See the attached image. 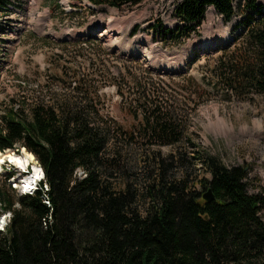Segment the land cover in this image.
Masks as SVG:
<instances>
[{"label":"trees","instance_id":"obj_1","mask_svg":"<svg viewBox=\"0 0 264 264\" xmlns=\"http://www.w3.org/2000/svg\"><path fill=\"white\" fill-rule=\"evenodd\" d=\"M144 1L89 0L118 10ZM236 1L183 0L176 10L182 25L163 36L181 44L208 7L230 22ZM239 2L264 18V0ZM6 3L0 0V9ZM253 25L231 57L222 50L210 87L264 91V20ZM85 43L91 50L98 44ZM65 77L53 82L68 94L50 92L45 99L34 92L0 114V152L24 149L44 175L35 192L18 197L17 207L0 188L2 213L11 215L0 232V264H264V203L248 193L244 168H228L194 144L187 148L174 90L129 87L128 98L136 95L139 105L131 114L136 125L127 130L102 116L95 80ZM137 140L153 155L154 178L143 190L122 178L125 152ZM164 146L171 148L164 158L150 150ZM197 163L208 179L199 178ZM208 190L210 202L202 197Z\"/></svg>","mask_w":264,"mask_h":264},{"label":"rangeland","instance_id":"obj_2","mask_svg":"<svg viewBox=\"0 0 264 264\" xmlns=\"http://www.w3.org/2000/svg\"><path fill=\"white\" fill-rule=\"evenodd\" d=\"M12 1V16L0 14V23L6 24L0 32V114L14 100H28L34 92L45 99L50 92L68 94L67 87L53 79L76 74L95 80L102 116L132 130L136 119L131 114L139 103L135 102L136 95L128 98L129 87L137 83L174 90L185 139L190 140L187 148L192 150L194 144L197 152L220 160L228 168H244L248 193L264 203V91H235L208 85L210 72L222 50L231 57L240 49L248 25L254 26L253 23L264 18L239 0L234 2L235 14L227 23L213 7H208L201 24L189 38L176 45L163 36V31L182 25L169 14L178 0H172V4L170 0H145L138 6L119 10L94 7L89 0ZM71 30L87 34L98 44L91 50L86 40L58 43L53 39ZM189 47L191 50L187 52ZM164 66L172 70L164 71ZM71 82L77 80L73 78ZM117 84L123 87L125 97L117 92ZM218 119L223 120L225 128L218 124ZM255 122H260L261 128H255ZM244 129L247 132L243 133ZM134 144L125 152L122 178L143 190V184L154 178L149 158L153 155L144 141L137 140ZM157 149L163 158L171 151L166 146L150 150ZM24 152L28 153L21 149L15 154ZM188 162L189 159L184 164ZM34 164L37 166L36 161L29 163L31 172L21 176L9 163L3 167L6 173H0V188L9 192L14 207L20 196L18 184L28 174L33 176ZM195 168L199 178H209L200 163ZM9 172L16 174L10 181ZM7 214L2 213L0 206L3 225L10 220L11 215ZM260 218L264 223V204Z\"/></svg>","mask_w":264,"mask_h":264},{"label":"bare ground","instance_id":"obj_3","mask_svg":"<svg viewBox=\"0 0 264 264\" xmlns=\"http://www.w3.org/2000/svg\"><path fill=\"white\" fill-rule=\"evenodd\" d=\"M182 1L183 0H178V5H176L173 8V11L171 12L172 14H170L172 17H173V15H174V17H176V13L175 12H176L178 6L182 3ZM13 13H14V2L12 0H7V3L4 6L1 7L0 14H3L6 17H9V16H12ZM209 21H211V17H210ZM5 26H6V24L0 23V29H1L0 32L3 31V29H5ZM186 50H187V52H190L191 48L189 47ZM163 70L164 71L172 70V68L170 66H164ZM218 124H220L223 128L226 127L225 123L221 119H218ZM254 127L255 128H261V123L260 122H255L254 123ZM247 129H249V128H247ZM244 132H247L246 129L243 130V133ZM33 161L35 162L34 156L32 154L26 153V152H24L23 155H17L15 153H11V152H6L5 154L4 153H2V154L0 153V173H3V171H4L3 165H5L6 163H9L10 165H12L13 167L17 168L18 170L20 169L19 173H20V176H21L24 173V170L28 168L29 163H33ZM21 168H24V170L23 169L21 170ZM42 176H43L42 170L38 167V165L36 166L34 164L33 176L28 177V178H24L21 182L18 181L19 184H18L17 188L19 189L20 196L27 195V194H32L33 192H35V190L37 189V187L39 185L38 182H39V180H40V178ZM36 177H40V178H36ZM7 215H8V217L10 216V214H7ZM5 216L6 215H3L4 219L6 218ZM6 226H7V223L3 225L0 222L1 231H4Z\"/></svg>","mask_w":264,"mask_h":264},{"label":"water","instance_id":"obj_4","mask_svg":"<svg viewBox=\"0 0 264 264\" xmlns=\"http://www.w3.org/2000/svg\"><path fill=\"white\" fill-rule=\"evenodd\" d=\"M7 152H11V153H17L18 151H12V150H8ZM203 200H205L206 202H210L214 200V197L211 193L210 190H208L205 194H203Z\"/></svg>","mask_w":264,"mask_h":264},{"label":"built area","instance_id":"obj_5","mask_svg":"<svg viewBox=\"0 0 264 264\" xmlns=\"http://www.w3.org/2000/svg\"><path fill=\"white\" fill-rule=\"evenodd\" d=\"M170 3L172 4V0H170ZM169 14H172V13L169 12ZM173 20H176L177 21V18L174 17V15H173Z\"/></svg>","mask_w":264,"mask_h":264}]
</instances>
